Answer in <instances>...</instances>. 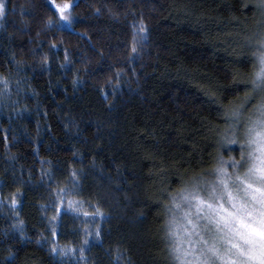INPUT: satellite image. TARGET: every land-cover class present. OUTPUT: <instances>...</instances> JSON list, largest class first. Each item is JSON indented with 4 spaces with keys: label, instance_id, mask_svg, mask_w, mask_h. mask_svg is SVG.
Segmentation results:
<instances>
[{
    "label": "trees",
    "instance_id": "obj_1",
    "mask_svg": "<svg viewBox=\"0 0 264 264\" xmlns=\"http://www.w3.org/2000/svg\"><path fill=\"white\" fill-rule=\"evenodd\" d=\"M2 3L0 264H185L172 197L262 102L258 0Z\"/></svg>",
    "mask_w": 264,
    "mask_h": 264
},
{
    "label": "snow or ice",
    "instance_id": "obj_2",
    "mask_svg": "<svg viewBox=\"0 0 264 264\" xmlns=\"http://www.w3.org/2000/svg\"><path fill=\"white\" fill-rule=\"evenodd\" d=\"M261 8H264V0H260ZM68 5L65 4L59 11L63 13ZM5 14L4 5L0 0V17ZM62 19H67L63 16ZM140 31H144L141 25ZM261 48H264V40L260 41ZM135 50V49H134ZM262 65L260 72L256 73V79L252 81L254 89L264 92V53L260 56ZM262 102L257 106L255 119L249 118L246 124V144L247 159H245V145H241V160L244 161L246 171L241 175L237 173L233 179L231 176L224 179L227 175L223 167L218 168V182L210 183L202 186L197 182H193L191 186H186L179 190L177 195L172 197L175 208L181 207V202L186 203L190 210L184 211L183 215L188 225L192 229H197L198 225L190 218L193 214L197 220L203 218L210 224L215 226V233H222L217 236L212 234L214 241H225L232 243L229 234H234L244 242L250 245L248 253L240 252L241 255H249L250 259L258 260L259 264H264V97ZM230 142H235V139ZM237 161H232L233 169L239 167ZM229 181L232 187L229 186ZM177 197L179 200H177ZM225 203L229 207H225ZM170 224L175 226V219ZM188 230L185 229V232ZM211 233L212 229H208ZM199 236L198 241H192L193 244L202 243L205 247L200 249L201 255L204 257L200 264H215L216 259H223L220 256L215 244L208 245V241L204 239L199 232L189 233ZM170 236H174L175 232H169ZM234 248L239 249V245L233 244ZM258 246V255L256 254ZM174 251L179 252L177 246ZM177 259H180L178 256Z\"/></svg>",
    "mask_w": 264,
    "mask_h": 264
},
{
    "label": "rangeland",
    "instance_id": "obj_3",
    "mask_svg": "<svg viewBox=\"0 0 264 264\" xmlns=\"http://www.w3.org/2000/svg\"><path fill=\"white\" fill-rule=\"evenodd\" d=\"M258 4H260V0H258ZM261 8V7H260ZM261 10H263L264 12V8H261ZM262 24L261 26H263V30H264V13H263V20H262ZM257 35V34H255ZM254 35V36H255ZM253 36V37H254ZM259 35L256 36V38ZM255 38V39H256ZM260 39V38H259ZM261 40H264V35L261 38ZM260 40V41H261ZM253 46L257 45V48H261L260 43H257V41L253 40ZM262 50L261 53H259V56H261L262 53H264V48H261ZM260 95H263L264 97V92H261L259 89L257 90ZM255 110L253 112L246 113L245 114V120L243 122H241L240 125L235 126L236 127V134H238L237 136V140H240V136H241V132L245 130L246 132V124L249 123V118L251 117L252 119H255L256 116L258 115L257 113V107L254 108ZM244 144L246 145L244 147V151H245V159H247V144L246 141H243ZM239 164L240 166L237 167L235 170L230 171V175L231 177L234 179L235 175L237 173L239 174H243L246 171V167L244 166V161L241 160V149L239 148ZM238 152V151H237ZM226 171V170H225ZM225 178L224 179H228V177L230 176L228 174V172L226 171ZM217 180V181H216ZM214 183L218 182V177L216 179ZM229 186L232 187V183L231 181H229ZM225 207H229V205H227V203H225ZM189 206L186 203L182 202V205L180 208H177V216L180 218L175 219V222L177 221H181V225L182 228H180V237L183 239V248L184 250L182 251V258L183 261L185 262V264H200V261H202L204 259V257L201 255L200 249L204 248L205 246L202 243H197V244H193L192 241H198L199 240V236L192 234L191 237H189V233H195V232H199L200 235H202L204 237L205 240L208 241V245H213L215 244V247L217 248L220 256L223 257V259H216L215 257H213V259L215 260V264H259L258 260L255 259H250L249 255L245 254V255H241L240 252H244V253H248L249 249H250V245L246 244L244 242V240L240 239L238 236H235L234 234H229V239L232 240V243H227L225 241H214L212 239V234H216L217 236L222 235V233H215V226L210 224L208 221H206L205 219L201 218L199 220H197L196 216L193 214L190 218L198 225L197 229L193 230L191 225H188L186 223V220L184 218V211H189ZM194 212L193 210H190ZM176 216V217H177ZM176 225V223H175ZM185 229H187L188 231L185 232ZM208 229H212V232L210 233L208 231ZM233 244H237L239 245V249L234 248L232 245ZM256 254L258 255V246H257V250H256Z\"/></svg>",
    "mask_w": 264,
    "mask_h": 264
}]
</instances>
